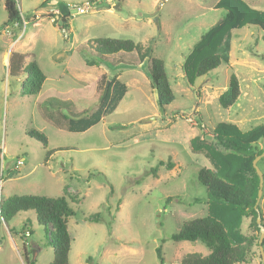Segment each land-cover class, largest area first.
Listing matches in <instances>:
<instances>
[{
    "label": "rangeland",
    "instance_id": "1",
    "mask_svg": "<svg viewBox=\"0 0 264 264\" xmlns=\"http://www.w3.org/2000/svg\"><path fill=\"white\" fill-rule=\"evenodd\" d=\"M3 1L1 198H66L75 212L67 220L69 264H161L158 247L162 264H180L191 253L206 255L199 242L171 240L184 222L213 211L198 180V171L212 166L190 144H212L226 157L228 151L213 140L220 123L233 124L240 132L264 125V27L257 22L264 18V0H241L257 15V23L231 30L228 62L202 77L191 69L189 78L183 65L194 44L221 23L225 9L217 5L233 0H98L84 14L72 6L97 0H16L27 23L16 34L2 31ZM96 39L150 47L151 56L165 64L175 100L160 108L147 60L138 63L136 53L122 52L100 60ZM13 52L25 54L26 62L33 57L45 75L37 95L22 96L23 76L8 75ZM232 75L240 95L225 110L217 99ZM114 78L126 86L118 105L91 127L69 131L72 122L94 116ZM31 130L46 136V147L27 136ZM257 146L264 150V139ZM17 160L22 165L17 167ZM256 165L263 174L258 205L264 217V157ZM96 214L98 222L86 220ZM21 231L31 235L23 237ZM52 258L33 211L17 214L8 225L0 222V264H50ZM260 263L254 248L245 264Z\"/></svg>",
    "mask_w": 264,
    "mask_h": 264
},
{
    "label": "trees",
    "instance_id": "2",
    "mask_svg": "<svg viewBox=\"0 0 264 264\" xmlns=\"http://www.w3.org/2000/svg\"><path fill=\"white\" fill-rule=\"evenodd\" d=\"M3 6L6 20L2 25V31L9 30L10 33L16 34L25 23V19L19 15L16 0H4ZM217 7L224 8L225 14L218 26L211 27L194 44L191 55L183 65L188 78L191 69L196 77H202L222 63H227L231 30L256 22L254 17L257 15L250 14L249 7L241 0H233L228 6L219 4ZM263 19L257 17V22L264 27ZM93 42L97 58L100 60L120 52L136 53L138 63L147 60L150 86L155 92L158 106L165 108L175 100L165 64L151 56L150 47L143 48L140 43L131 40L96 39ZM26 58L25 54L13 52L9 57L8 75L12 78L22 75L21 95L33 96L40 93L46 78L33 57L27 62ZM125 92L126 86L117 82L115 78L112 79L99 109L94 114L95 117L92 115L89 121L72 122L74 125H69L68 130L83 131L98 123L106 113L118 105ZM239 95L238 79L232 75L227 88L217 99L218 104L222 109H229L235 105ZM82 122L84 123L80 125ZM26 134L40 142L43 147L47 146V138L42 132L31 130ZM214 134L216 146L228 151L226 157L219 155L218 149L212 144L200 141L196 145L194 140L190 144L191 148L202 153L212 166L211 169L201 168L198 171V180L206 188L208 202L213 211L203 218L184 222L180 230L171 236L174 242H199L208 253L187 254L181 259L180 264H245L251 260L254 248L259 252L261 246L264 252V239L260 245L258 243L259 228L256 224L255 210L258 176L252 166L255 157L263 152V149L258 148L257 142L264 139V125L240 132L233 124L220 123L214 129ZM161 165L162 163H159V166ZM150 173L156 178V169H151ZM262 201L264 203V196ZM256 208L264 227V217L259 205ZM27 211L34 212L37 224L44 230L45 247L51 248L53 253L50 264H69L71 238L67 230V220L73 217L75 212L69 206L68 200L64 197L49 198L36 195H13L3 198L0 196V222L8 225V221L17 214ZM86 220L98 222V215ZM12 230L9 228L10 232ZM21 233L23 237L31 235V232ZM160 253L161 248H156L157 257L162 264ZM259 258L261 260L260 252ZM89 260L88 258L87 263Z\"/></svg>",
    "mask_w": 264,
    "mask_h": 264
},
{
    "label": "water",
    "instance_id": "3",
    "mask_svg": "<svg viewBox=\"0 0 264 264\" xmlns=\"http://www.w3.org/2000/svg\"><path fill=\"white\" fill-rule=\"evenodd\" d=\"M60 24L61 23H59V25ZM8 66H9V60H8ZM262 157H264V150L259 156L255 157V159L252 161V166H253V168H254L257 176H258V191H257V201L255 203V210H256V213H257L256 224H257V226L259 228V240H258L259 245L262 243V241L264 239V227H263V225L261 223V216H260L259 210L256 207H257V205L259 203V200L261 199V196H262L263 174L260 171V169L258 168V166L256 165V163ZM259 252H260V256H261V263L264 264V252H263V248L261 246H259Z\"/></svg>",
    "mask_w": 264,
    "mask_h": 264
},
{
    "label": "built area",
    "instance_id": "4",
    "mask_svg": "<svg viewBox=\"0 0 264 264\" xmlns=\"http://www.w3.org/2000/svg\"><path fill=\"white\" fill-rule=\"evenodd\" d=\"M99 2L97 1H93V2H86L83 6H72V8L76 9V12L78 14H84L86 12H88L89 10H91V8L93 7L94 3ZM25 24V23H24ZM22 165V160H17L16 162V166H20ZM3 173H4V167L2 162H0V192L2 190V177H3ZM1 196V193H0ZM26 236H28V233H26Z\"/></svg>",
    "mask_w": 264,
    "mask_h": 264
},
{
    "label": "crops",
    "instance_id": "5",
    "mask_svg": "<svg viewBox=\"0 0 264 264\" xmlns=\"http://www.w3.org/2000/svg\"><path fill=\"white\" fill-rule=\"evenodd\" d=\"M10 57V56H9ZM8 60H9V58H8ZM8 60H7V67H8ZM102 66V65H101Z\"/></svg>",
    "mask_w": 264,
    "mask_h": 264
},
{
    "label": "bare ground",
    "instance_id": "6",
    "mask_svg": "<svg viewBox=\"0 0 264 264\" xmlns=\"http://www.w3.org/2000/svg\"><path fill=\"white\" fill-rule=\"evenodd\" d=\"M6 61V60H5Z\"/></svg>",
    "mask_w": 264,
    "mask_h": 264
}]
</instances>
